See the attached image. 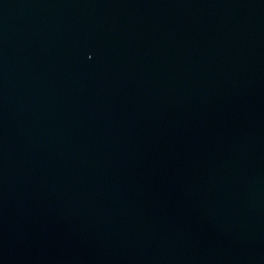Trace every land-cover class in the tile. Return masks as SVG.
Segmentation results:
<instances>
[{
	"label": "water",
	"instance_id": "obj_1",
	"mask_svg": "<svg viewBox=\"0 0 264 264\" xmlns=\"http://www.w3.org/2000/svg\"><path fill=\"white\" fill-rule=\"evenodd\" d=\"M0 264H264V0H0Z\"/></svg>",
	"mask_w": 264,
	"mask_h": 264
}]
</instances>
